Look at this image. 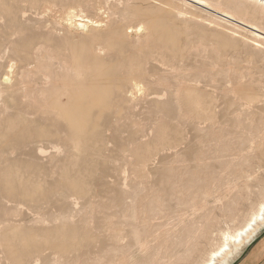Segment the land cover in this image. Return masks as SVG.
<instances>
[{"label": "rangeland", "instance_id": "374dc122", "mask_svg": "<svg viewBox=\"0 0 264 264\" xmlns=\"http://www.w3.org/2000/svg\"><path fill=\"white\" fill-rule=\"evenodd\" d=\"M187 1L12 0L20 18L13 28L0 20V34L6 33L0 35L5 46L0 48V86L6 85L2 78L8 72L19 83L18 95L34 88L35 93H22L10 102L0 99V264H206L224 234L236 232L264 202V47L257 46L248 30ZM223 3L251 16L233 0ZM68 12L100 24L79 29ZM262 14L257 7L256 16L248 19L264 26ZM141 25L138 33L134 26ZM88 49L85 57L91 65L83 57ZM17 50L29 52L30 66L20 65ZM94 53L100 61L93 62ZM72 55L77 61L86 59L84 66ZM73 62L82 66L80 71ZM37 71L42 77L53 74L49 76L64 85L72 79L65 85L75 94L69 100L66 92L69 111L66 107L61 115L38 118L24 114L29 100L38 97L32 101L36 105L42 99L45 78ZM22 97H29L24 105L18 102ZM69 101L76 108L71 103L69 108ZM66 119L85 122L86 131L78 133ZM27 120L33 127L25 130L22 122ZM67 123L74 132L71 140ZM28 130L33 131L29 138ZM35 131L40 136L31 140ZM73 182L76 187H70ZM249 241L224 264L238 260L250 248Z\"/></svg>", "mask_w": 264, "mask_h": 264}, {"label": "bare ground", "instance_id": "6f19581e", "mask_svg": "<svg viewBox=\"0 0 264 264\" xmlns=\"http://www.w3.org/2000/svg\"><path fill=\"white\" fill-rule=\"evenodd\" d=\"M187 1V0H186ZM193 2V3H196V4H198V5H200V6H202V7H205V8H207V10L209 9V10H211L212 12H215L217 15H219V17H220V19L222 18L223 19V21L225 20V21H228V22H232L233 24H235L236 26H239V27H242V28H244V29H246V30H248L252 35H253V39H254V41L257 43V46L259 47H264L263 45H264V26H262V25H259V24H257L256 22H253V21H250L249 19H248V17L249 16H245L244 14L242 15H240L237 11H236V9L235 8H233V7H229L228 5L230 4V3H228V5H225L223 2H224V0H189V2ZM246 1V0H245ZM248 1H251L252 2V4L253 5H255V7L253 8L251 5H245L244 6V1L242 2V0L241 1H239V0H233V2H234V6L235 7H237V9H241L242 11H247L246 12V14H250L251 16L250 17H253V15H255L256 14V12H257V7H262V10H264V0H247L246 2H248ZM11 2H12V0H11ZM10 1H8V0H0V20H1V23H2V26H5V27H7L8 26V28H13L15 25L16 26H18L17 24H19V23H17V24H15V22L20 18V17H18V19H17V16L18 15H16V17H15V12H14V7H13V5L14 4H12ZM20 2V1H19ZM228 2H229V0H228ZM245 2V3H246ZM21 3V2H20ZM187 3H188V1H187ZM250 3V2H249ZM18 4V3H17ZM16 4V5H17ZM21 4H19V6H20ZM231 5V4H230ZM250 6V7H249ZM16 7V6H15ZM251 7L253 8V9H251ZM260 8H258V10H259ZM16 10H18L19 11V9H18V7L15 9V11ZM240 10V11H241ZM239 11V12H240ZM241 11V12H242ZM76 12V11H75ZM75 12H73V14H70L69 15V12H68V15H69V17H67V18H69V20L71 21V24H73V25H77L78 27L80 26V27H82L81 29L83 30V28H85L86 29V27L88 28V26H91V24H95L97 27L99 26V20H94V19H90V17L88 18H85V16L84 15H81L80 14V16L79 15H76V13ZM240 12V13H241ZM263 12V11H262ZM71 13V12H70ZM210 13V12H209ZM78 14V13H77ZM214 14V13H213ZM216 15V16H217ZM77 16H79V17H77ZM256 16V15H255ZM258 16V15H257ZM262 16H263V14H262ZM218 17V16H217ZM249 17V18H250ZM259 17H260V15H259ZM264 17V16H263ZM78 18V19H77ZM3 19H6L5 21L3 20ZM221 19V20H222ZM255 19V18H254ZM262 19H264V18H262ZM3 20V21H2ZM79 21V22H76V21ZM69 21V22H70ZM255 21V20H254ZM102 22V21H101ZM102 24V23H101ZM75 25V26H76ZM94 26V25H93ZM130 26H132V25H130ZM130 26H129V28H130ZM80 27H79V29H80ZM92 27V26H91ZM134 27H136L137 28V32H138V30H141L142 29V25L141 26H134ZM133 27V28H134ZM7 28V29H8ZM17 28V27H16ZM16 28H14L15 30H17ZM132 28V27H131ZM19 29V28H18ZM112 29V28H111ZM114 29H116V28H113V30L112 31H114ZM135 29V28H134ZM235 29V28H234ZM240 29V28H239ZM4 29H2V31H3ZM9 30V29H8ZM20 30V29H19ZM22 30V29H21ZM20 30V31H21ZM133 30V29H132ZM241 30V29H240ZM14 30H12V32H13ZM111 30H109V33H111L110 32ZM116 31H118V30H116ZM130 31V30H129ZM136 31V30H135ZM6 32V31H5ZM8 32V31H7ZM17 32L19 33V31L17 30ZM234 32V31H233ZM0 33H1V30H0ZM3 34H5L6 35V33H4V32H2ZM15 33V32H14ZM17 33V34H18ZM106 33V32H105ZM120 33V32H119ZM118 32L116 33L115 32V34H119ZM123 33H125V32H123ZM122 32H121V34L120 35H122L123 34ZM128 33V32H127ZM139 33V32H138ZM239 33V32H238ZM3 34H0L1 35V37H2V35ZM11 34V33H10ZM20 34V33H19ZM126 34V33H125ZM124 34V35H125ZM153 34V33H152ZM242 34H245V33H243L242 32ZM13 35V34H12ZM15 35V34H14ZM13 35V36H14ZM107 35V34H106ZM112 35V34H111ZM114 35V34H113ZM127 35V34H126ZM129 35V34H128ZM151 35V34H150ZM247 35V34H246ZM8 36H10V35H7V37ZM16 37L18 36V35H15ZM149 36V35H148ZM154 36V35H153ZM249 36V35H248ZM28 37V36H27ZM147 37V36H146ZM150 37V39H151V36H149ZM251 37V36H250ZM4 38V37H3ZM6 38V37H5ZM30 38V37H29ZM109 38L111 39L112 37H110L109 36ZM114 38H115V36H114ZM153 38V37H152ZM1 39V38H0ZM12 39V38H11ZM15 39H17V38H15ZM14 39V40H15ZM23 39V38H22ZM106 39H108V38H106ZM105 39V40H106ZM146 39V38H145ZM147 39H149L148 37H147ZM146 39V40H147ZM248 39V38H247ZM251 39H252V37H251ZM253 39H252V41H253ZM19 39H17V41L16 42H19L18 41ZM25 40V39H24ZM24 40H20V43L21 42H23ZM29 40V39H28ZM112 40H113V38H112ZM111 40V41H112ZM145 40V41H146ZM12 41V40H11ZM27 41V40H26ZM31 41V40H30ZM29 41V42H30ZM92 41V40H91ZM111 41H109V42H111ZM144 41V42H145ZM148 41V40H147ZM161 41V40H160ZM244 41H246V40H244ZM5 42H6V40H5ZM9 42H10V39H9ZM15 41H13V43H14ZM15 42V43H16ZM103 42H105V41H103ZM1 43H2V45L4 46V44H3V42H2V40H1ZM12 43V42H11ZM13 43L12 44H9V45H13ZM14 43V44H15ZM27 43V42H26ZM32 43H34V42H32ZM89 43V42H88ZM163 43V42H162ZM255 43V44H256ZM6 44H7V42H6ZM5 44V45H6ZM19 44V43H18ZM23 44V43H22ZM35 44V43H34ZM92 44V43H91ZM91 44L89 45V46H91ZM107 44H108V40H107ZM251 44H253V43H251ZM1 45V44H0ZM1 45V47L0 48H4L3 46ZM21 45V44H20ZM19 45V46H20ZM29 45V44H28ZM32 44H30L29 46H31ZM87 45V44H86ZM18 46V47H19ZM22 46V45H21ZM25 46H26V44L24 43V45L22 46V47H24V49H25ZM28 46V47H29ZM75 46V45H74ZM88 46V45H87ZM86 46V47H87ZM93 46H94V43H93ZM17 47V48H18ZM21 47V48H22ZM32 47V46H31ZM35 47V46H34ZM163 47V46H162ZM167 47V46H166ZM169 47H171V46H169ZM9 48V47H8ZM13 48V47H12ZM17 48H15V51H16V49ZM30 48V47H29ZM39 48V47H38ZM91 48H92V46H91ZM11 49V48H10ZM14 49V48H13ZM19 49V48H18ZM31 49V48H30ZM30 49L28 50V51H30ZM34 49V48H33ZM36 49V48H35ZM44 49V48H43ZM84 49V48H83ZM86 49V48H85ZM84 49V50H85ZM90 49V48H89ZM88 49V53L87 54H85V55H83V57H85L86 55L88 56V54H89V52H90V50ZM94 49V48H93ZM152 49V48H151ZM162 49V48H161ZM173 49V48H172ZM261 49V48H260ZM2 50V49H1ZM1 50H0V56L2 55V53H1ZM7 50V49H6ZM26 50H27V47H26ZM263 50V49H262ZM3 51V50H2ZM18 51V50H17ZM19 51H20V49H19ZM18 51V56H16V52L14 53V55L16 56V58L20 61L19 63H20V65L22 64V66L23 65H25L26 64V66L28 67V65L30 66V64H29V61H30V57H29V55L28 56H25L27 53L29 54V52L27 51V53L26 52H23L22 51V53H24L23 55H21V52H19ZM25 51V50H24ZM31 51H32V49H31ZM30 51V55H32L31 53H33L34 54V52L32 51L31 52ZM38 51V50H37ZM40 51V50H39ZM38 51V52H39ZM73 51V50H72ZM87 51V50H86ZM85 51V52H86ZM159 51V50H158ZM7 52H8V50H7ZM12 52V51H11ZM70 52V51H69ZM84 52V53H85ZM97 51H95V53H96ZM166 52V51H165ZM26 53V54H25ZM37 53V52H36ZM35 53V54H36ZM56 53V52H55ZM65 53V52H64ZM78 53V52H77ZM80 53V52H79ZM83 53V52H82ZM94 53V60H93V62H95V59H97L98 57L97 56H95L96 54ZM4 54H5V52H4ZM4 54H3V56H4ZM8 54H9V52H8ZM20 54V55H19ZM67 53H65L64 55H65V57L67 56L66 55ZM75 56H78V55H76V53H75V51H74V53H73ZM101 54V53H100ZM6 55V54H5ZM99 55V54H98ZM162 55V54H161ZM8 56V55H7ZM11 56V55H10ZM33 56V55H32ZM35 56H39V55H35ZM75 56H73L72 55V57L75 59L76 57ZM80 56V55H79ZM29 57V58H28ZM57 57V56H56ZM90 57V56H89ZM97 57V58H96ZM101 57V56H100ZM99 57V58H100ZM14 58V57H13ZM32 58V57H31ZM70 58V57H69ZM72 58V59H73ZM86 58V57H85ZM98 58V59H99ZM33 59H34V57H33ZM39 59V58H38ZM62 59V58H61ZM64 59V58H63ZM67 60H68V58H66ZM79 59H80V57H79ZM83 59V58H82ZM86 59H88L87 61H88V64L90 63V65H91V63H92V61L91 62H89V60H90V58H86ZM86 59H85V62L83 61V60H78V61H80L81 63H86ZM97 59V60H98ZM103 59V58H102ZM40 60V59H39ZM38 60V61H39ZM96 60V61H97ZM101 60V59H100ZM100 60H98V61H100ZM35 61V60H34ZM38 61L36 60V62L38 63ZM62 61V60H61ZM66 61V60H65ZM73 61H75V60H73ZM76 61H77V58H76ZM77 61V62H78ZM31 62H32V59H31ZM30 62V63H31ZM36 62H34V63H36ZM44 62V61H43ZM70 62V61H69ZM40 64H41V62H39ZM72 63V62H71ZM73 63H75V62H73ZM84 63H83V66H84ZM2 64V63H1ZM28 64V65H27ZM32 64V63H31ZM43 64V63H42ZM78 64H79V62H78ZM78 64H76L75 63V65L77 66V68H78ZM87 64V65H88ZM94 64V63H93ZM136 64H138V63H136ZM3 65H4V63H3ZM45 65V64H44ZM65 65H66V63H65ZM82 65V64H81ZM16 66V65H15ZM19 66V65H18ZM33 66V65H32ZM37 66V64L35 65V67ZM39 66V65H38ZM43 65H41V67H42ZM21 67V66H20ZM19 67V68H20ZM24 67V66H23ZM26 67V68H27ZM82 67V66H81ZM80 67V68H81ZM139 67H141L140 65H139ZM22 68V67H21ZM20 68V69H21ZM34 68V67H33ZM37 68H40V67H37ZM43 68H44V66H43ZM74 68V67H73ZM80 68H78L79 69V71L81 70ZM135 68V67H134ZM25 69V68H24ZM23 69V70H24ZM36 69V68H35ZM40 69H42V68H40ZM40 69H37V70H40ZM45 69H46V67H45ZM19 70V69H18ZM27 70H29V69H27ZM32 69H31V67H30V71H31ZM43 71H44V69H42ZM48 70V71H47ZM135 70V69H134ZM10 71V70H9ZM25 71V70H24ZM35 71V70H34ZM42 71V72H43ZM46 71L49 73L50 71H49V69H46ZM138 70H136V72H137ZM15 72V71H14ZM19 72V71H18ZM33 72V71H32ZM32 72H30V74L32 73ZM39 71H37V73H38ZM41 72V71H40ZM39 72V73H40ZM43 73L44 75H43V77L45 78V80H44V82L42 83V81H41V97H42V99L41 98H39V101H38V103H36V105H33V102L32 101H34L35 99L37 100L38 99V97H35V99H31V100H29L28 98L32 95V93H33V91H34V89H32L31 90V92H28V90H25V92H23V91H20V94H22V93H24L23 95H24V97H27V96H29L28 98H26V99H24L25 101H31V105H33V106H31L30 105V103H29V105H27V106H29V107H27V109L25 110V113L23 112L24 111V109H22V113H24V114H27V115H32L33 117L35 116L36 118H38V116L39 117H41V115H53L54 113H60V115H61V113L63 112V110L65 111V109H66V107H67V104H66V102H68V100H66L67 98L69 99V98H71V99H73V96L75 95H71V93H70V91L71 90H69V92H67L66 90V87H65V85L63 84L64 82H60L61 80H57L56 78H58V77H55V79L56 80H53L52 79V77H50L49 75L51 74H48V73ZM75 72H77V70L75 69ZM141 72V71H140ZM139 72V73H140ZM20 73H23L22 71L21 72H19V74ZM26 74H27V72H25ZM34 73H36V71L34 72ZM38 73V76H41L42 74H39ZM131 73V72H130ZM133 73V72H132ZM131 73V74H132ZM135 73V72H134ZM138 73V72H137ZM3 74V73H2ZM18 73L16 72V75H17ZM24 74V73H23ZM26 74L24 75V76H26ZM29 74V76H32V75H30ZM110 74V73H109ZM108 74V75H109ZM8 75V72L6 73V77L4 78V81H3V78H2V82H4V83H6V85L5 86H3V87H1L0 86V99L1 100H3V102L2 103H4V102H8L11 98H13V97H17V96H20V94L18 95L17 93H19V88H18V86H19V83L17 84V81H13V79L10 77V76H7ZM15 75V74H14ZM14 75H11V76H13V77H15ZM51 75H53V74H51ZM98 75H100V76H104L105 75V73H104V75H101V72H100V74H98ZM133 75V74H132ZM5 76V75H4ZM23 75H22V78L24 77ZM36 76V75H35ZM60 76H62V75H60ZM63 76L65 77V75L63 74ZM76 76V75H75ZM100 76H98L100 79H104V78H101ZM19 77V76H18ZM42 76H41V78H42V80L44 79ZM69 77V76H68ZM67 77V78H68ZM79 77V76H78ZM97 77V78H98ZM127 77V76H126ZM129 77V76H128ZM29 77H26V79L29 81V79H28ZM31 78H33V77H31ZM35 78V77H34ZM33 78V79H34ZM66 78V77H65ZM71 78V77H70ZM69 78V79H70ZM73 78V77H72ZM15 79V78H14ZM17 79V78H16ZM60 79V78H59ZM107 79V78H106ZM111 79V78H110ZM123 79V78H122ZM125 79H127L128 81H129V79L128 78H125ZM18 80V82H20L19 81V79H17ZM20 80H22V82H23V79H20ZM25 80V79H24ZM39 80H41V79H39ZM64 80H66V79H64ZM72 80V79H71ZM71 80H67L68 81V83H67V85L69 84V81H71ZM74 80H75V78H74ZM74 80H73V82H74ZM78 80V79H77ZM105 80V79H104ZM103 80V81H104ZM108 80V79H107ZM37 81V80H36ZM58 81V82H57ZM67 81H65V82H67ZM79 81V80H78ZM78 81H76L77 83H78ZM98 81V80H97ZM125 81V80H124ZM39 82V81H38ZM25 82H23V84H24ZM71 83H72V81H71ZM70 83V84H71ZM107 83V82H106ZM126 83V82H125ZM20 84H21V82H20ZM28 84V83H27ZM27 84H25V85H27ZM101 84V83H100ZM0 85H2V84H0ZM24 85V87H26ZM29 85V84H28ZM34 85H36V83L34 84ZM39 85V84H38ZM66 85V86H67ZM81 85V84H80ZM106 85H108V84H106ZM136 85V84H135ZM138 85V84H137ZM31 86V85H30ZM94 86H96V85H94ZM71 87V86H70ZM78 87V86H77ZM82 87H84V86H82ZM88 88H89V90H92L93 91V89H94V87L92 86V88L91 87H89V86H87ZM101 87V86H100ZM112 87V86H111ZM21 88H22V85H21ZM30 88V87H29ZM67 88H69V87H67ZM81 88V87H80ZM86 87H84V90H83V92H85L86 91V89H85ZM97 88V87H96ZM96 88H95V91H98V90H96ZM24 89H26V88H24ZM71 89V88H70ZM79 89V88H78ZM103 89V88H102ZM101 88L99 89L100 90V93H101V90H102ZM23 90V89H22ZM88 90V89H87ZM95 91H93V92H95ZM39 92V93H40ZM66 92L67 93H70L69 94V96L70 97H68L67 96V98H66ZM82 92V89H80V92L79 93H83ZM89 92H91V91H88V93L87 92H85V93H87V94H89ZM35 93V92H34ZM33 93V94H34ZM36 93H38V92H36ZM38 93V94H39ZM97 93V92H96ZM17 94V95H16ZM91 94H93L92 92H91ZM99 94V93H98ZM134 94V93H133ZM132 94V95H133ZM145 94V93H144ZM191 94V93H190ZM77 95H78V93H77ZM77 95H76V97H77ZM96 95V94H95ZM131 95V94H130ZM188 95H189V93H188ZM188 95L186 96L187 98H188ZM192 95V94H191ZM36 96H38L37 94H36ZM83 96H85V95H82V97ZM88 96V95H87ZM85 97L86 99L88 98V97ZM145 96H146V94H145ZM149 96V95H148ZM190 96V95H189ZM15 97V98H16ZM21 97V96H20ZM34 97V96H33ZM76 97H74L75 98V100H74V102L76 101ZM78 97H80V98H82L81 97V94H80V96H78ZM77 97V98H78ZM108 97V96H107ZM134 97V96H133ZM141 97V96H140ZM193 97H196V96H194L193 95ZM193 97H190V98H193ZM17 98H19V97H17ZM16 98V99H17ZM32 98V97H31ZM66 98V99H65ZM80 98H78L77 99V101L78 100H80ZM91 98V97H90ZM126 98V97H125ZM128 98H129V96H128ZM132 98V97H131ZM138 98V97H137ZM185 98V97H184ZM190 98H189V100H190ZM41 99V100H40ZM85 99V100H86ZM123 99V98H122ZM133 99V98H132ZM195 99L196 98H194L193 99V101H191L192 103H194L195 102ZM0 100V101H1ZM13 100H14V98H13ZM19 100H21V102L19 101ZM23 100V97L22 98H20V99H18V102H20L21 104L23 103L22 101H24ZM66 100V101H65ZM70 100V99H69ZM83 100H84V97H83ZM82 100V101H83ZM113 100H115V99H113ZM128 100V99H127ZM131 100V99H130ZM139 100V99H138ZM10 101H12V99L10 100ZM9 101V102H10ZM15 101V100H14ZM35 102V101H34ZM37 102V101H36ZM74 102H73V104H74ZM79 102L80 101H78V104H79ZM131 102V101H130ZM188 102V101H187ZM17 103V102H16ZM27 103V102H26ZM70 103H71V101H69V104H68V106L70 105ZM83 103V102H82ZM82 103H80V105L82 104ZM106 103V102H105ZM25 104V102L22 104V105H24ZM35 104V103H34ZM72 104V103H71ZM72 104V105H73ZM0 105H1V103H0ZM9 105V104H8ZM20 104H18V106H19ZM21 105V106H22ZM75 105H77V104H74L73 105V107L75 106ZM80 105H79V107H80ZM83 105V104H82ZM81 105V106H82ZM101 105H102V103H101ZM191 105V104H190ZM21 106H19L20 108H21ZM106 106H108V105H106ZM109 106H111V105H109ZM25 107V106H24ZM71 106H69V108H70ZM73 107H71V108H73ZM115 107V106H114ZM18 108V107H17ZM17 108H16V110H17ZM75 108H76V106H75ZM81 108V107H80ZM101 108V107H100ZM106 108V107H105ZM109 108V107H108ZM67 109H68V107H67ZM93 109V108H92ZM18 110H19V108H18ZM21 111V110H20ZM68 111H69V109H68ZM72 110H70V112H71ZM78 110H76V112H77ZM80 111H81V109H80ZM17 112V111H16ZM66 112H67V110H66ZM70 112H68V114L70 113ZM74 112V115H76V114H79L80 113V115H82V113H83V110H82V112ZM101 112H103V111H101ZM17 113H19V112H17ZM76 113V114H75ZM64 114V113H63ZM63 114H62V116H63ZM84 114V113H83ZM87 114V113H86ZM98 114L101 116V114L98 112ZM118 114V113H117ZM117 114H115V115H117ZM23 115V114H22ZM88 115V117L90 116L89 115V113L87 114ZM55 116V115H54ZM56 116H58V114L56 115ZM62 116H60V118H62ZM65 116V115H64ZM63 116V118L62 119H64L65 117ZM86 115H84V117H85ZM98 116V115H97ZM121 116V115H120ZM24 117V116H23ZM30 118V119H34V118ZM51 117V116H50ZM83 117V118H84ZM91 117V116H90ZM90 117H89V120H90ZM96 117V116H95ZM94 117V119L96 120L97 118H95ZM48 118H49V116H48ZM47 118V119H48ZM57 118V117H56ZM60 118H57L58 120L60 119ZM78 118H79V116H78ZM87 118V117H86ZM85 118V119H86ZM72 119V118H71ZM81 119H82V117H81ZM81 119H80V121H81ZM88 119V118H87ZM87 119L85 120L86 121V123H88V121H87ZM120 119V118H119ZM28 120H29V118H28ZM23 121L22 122V124H24V126H25V130H27L26 129V127H31L33 124H31L32 122L31 121ZM39 120V119H38ZM53 120H55L54 118H53ZM61 120V119H60ZM59 120V121H60ZM67 121L66 122H72V124H73V122L75 121H72V120H68V119H66ZM92 118H91V121H89V122H92ZM33 121V120H32ZM37 120H35V122H36ZM56 121V120H55ZM63 121V120H62ZM65 121V120H64ZM63 121V122H64ZM79 121V120H78ZM117 122V121H116ZM81 123V122H80ZM80 123H77V121H76V123L74 122V125H72L71 123H67V126H68V124L70 125L71 124V126H72V128L74 127H76V130L78 129V133H82L83 131H80L79 129H85V131H86V128H84V126H85V122L82 124H80ZM16 124V123H15ZM14 124V125H15ZM17 124H20V122H18ZM21 124V125H22ZM65 123H63V125H64ZM99 124V123H98ZM13 125V126H14ZM57 125V124H56ZM62 125V126H63ZM24 126H22V128L24 127ZM61 126V127H62ZM96 126H98V125H96ZM19 127V126H18ZM33 127V126H32ZM31 127V128H32ZM51 127H52V125H51ZM50 127V128H51ZM55 127H57V126H55ZM65 127H66V125H65ZM69 128H66V129H68V132L69 133H71L70 132V126H68ZM105 127H107V126H105ZM60 128V127H59ZM64 128V127H63ZM62 128V129H63ZM94 128H95V126H94ZM101 128V127H100ZM98 129L99 130V134H100V131H101V129ZM36 129H38V128H36ZM43 128H41V131H43L42 130ZM53 129V128H52ZM56 129V128H55ZM65 129V128H64ZM65 129V130H66ZM88 129V128H87ZM92 129H93V127H92ZM96 130L95 131H98L97 130V127L95 128ZM17 131H18V129H16ZM20 130V129H19ZM23 130V129H22ZM21 130V131H22ZM30 130H32V129H30ZM30 130H28V131H30ZM48 130V129H47ZM65 130H63V131H65ZM91 130V129H90ZM94 130V129H93ZM91 131L90 132V134L92 133V132H94L95 134H96V132L95 131ZM19 131L20 133H23L22 135L24 136V132H26V131ZM50 131H51V129H50ZM61 132L62 130H58V132ZM62 131V132H63ZM75 131V130H74ZM104 131V130H103ZM31 132H33V131H30L28 134H27V137H28V135L31 133ZM37 132H40V131H37ZM45 132V130L43 131V133ZM48 132H49V130H48ZM52 132V131H51ZM57 132V131H56ZM65 132H67V131H65ZM68 132H67V134H68ZM102 132V131H101ZM40 133H42V132H40ZM74 133V132H73ZM73 133H71V134H69V138L70 139H68V140H71L72 139V137H71V135L73 134ZM75 133H76V131H75ZM36 134H37V136H40V134H38V133H36V131L34 132V133H32L31 134V136H30V139H31V137H34V136H36ZM47 134H49V133H47ZM66 134V135H67ZM77 134V133H76ZM87 134V133H86ZM86 134L84 133V135L83 134H81L82 136H86ZM95 134H91L92 136H94ZM97 134H98V132H97ZM43 135V134H42ZM65 135V136H66ZM101 135H103V134H101ZM26 136V135H25ZM24 136V137H25ZM59 136V135H58ZM62 136V138H63V140L65 141V139L67 138V137H65L64 135H61ZM74 136V135H73ZM78 136H79V134H78ZM87 136H89V135H87ZM91 136V137H92ZM100 136V135H99ZM98 136V137H99ZM137 136V135H136ZM42 137V136H41ZM75 137V136H74ZM96 137V136H95ZM94 137V138H95ZM19 138V137H18ZM18 138L16 139V140H18ZM29 138V137H28ZM35 138V137H34ZM59 138H61V137H59ZM76 138H77V136H76ZM79 138V137H78ZM89 138V137H88ZM93 138V137H92ZM92 138H91V140H92ZM93 138V139H94ZM33 139V138H32ZM31 139V140H32ZM79 139H81V137L79 138ZM98 139H101L100 137L98 138ZM24 140H25V138H24ZM28 140V139H27ZM36 140V139H35ZM62 140V139H61ZM75 140V142L76 143H79V141H81V140H76L75 138H73V140L72 141H74ZM90 140V141H91ZM95 140H96V138H95ZM30 141V140H29ZM100 141V140H99ZM31 142V141H30ZM69 142H71V141H69ZM82 142H84V140L82 141ZM82 142H81V144L80 145H83L82 144ZM91 142H93V141H91ZM98 142V141H97ZM101 142V141H100ZM139 142V141H138ZM10 143V142H9ZM8 143V144H9ZM66 143H67V140H66ZM90 143V142H89ZM96 144V142L94 141L93 142V144ZM68 144H70V143H68ZM72 144H74V143H72L71 142V144L70 145H72ZM94 144V145H95ZM141 144V143H140ZM31 145V144H30ZM70 145H67V146H69L70 147ZM74 145H76V144H74ZM74 145H72V146H74ZM78 146H79V144H77ZM33 146V145H32ZM134 146V145H133ZM140 146H142V145H140ZM80 147V146H79ZM40 148V147H39ZM38 148V149H39ZM72 148V147H71ZM75 148H78V147H75ZM74 148V149H75ZM142 148H143V146H142ZM6 149V148H5ZM10 149V148H9ZM11 150H12V148H11ZM140 150V149H139ZM138 150V151H139ZM144 149H142L141 150V152H139V153H141L142 154V151H143ZM13 151V150H12ZM41 151L43 152V149H41ZM143 153H144V151H143ZM74 155V154H73ZM75 156V155H74ZM73 166V165H72ZM75 166V165H74ZM85 167V166H84ZM92 167V166H91ZM35 168V167H34ZM74 170V169H73ZM83 170V169H82ZM81 172V171H80ZM83 172V171H82ZM44 173V172H43ZM90 174V173H89ZM50 175V174H49ZM84 177V176H83ZM45 178H46V176H45ZM86 179V178H85ZM72 181V180H71ZM76 181V180H75ZM79 181V180H78ZM82 181V180H81ZM89 181V180H88ZM31 182V181H30ZM82 183V182H81ZM14 184V183H13ZM31 184V183H30ZM66 184H68V183H66ZM71 184V183H70ZM70 184H68V185H70ZM78 184V183H77ZM16 185V184H15ZM22 185V184H21ZM28 185V184H27ZM36 185V184H35ZM82 185V184H81ZM11 186L12 185H10V189H11ZM33 186V185H32ZM72 186H75L74 185V182H73V184L72 185H70V187H72ZM84 186V185H83ZM83 186H81L82 188H80V191L81 190H84V187ZM86 186V185H85ZM88 186V185H87ZM15 186H13V188H14ZM29 187H30V185H29ZM28 187V188H29ZM36 187V186H35ZM76 187V186H75ZM4 188V187H3ZM16 188H17V186L14 188L15 190H16ZM24 188V187H23ZM31 188V187H30ZM38 188V187H37ZM40 188V187H39ZM38 188V189H39ZM62 188H63V186H62ZM90 188V187H89ZM7 189V188H6ZM6 189H5V191H6ZM19 189V188H18ZM22 189V188H21ZM20 189V190H21ZM25 189V188H24ZM32 189V188H31ZM42 189V188H41ZM50 189V188H49ZM65 189H67V188H65ZM74 189V188H73ZM72 189V190H73ZM12 190V189H11ZM10 190V191H11ZM15 190H13V191H15ZM26 190V189H25ZM30 190V189H29ZM64 190V189H63ZM9 191V190H8ZM9 191V192H10ZM17 191V190H16ZM16 191L14 192V193H16ZM19 191V190H18ZM33 191V190H32ZM42 191H44V190H42ZM42 191L40 192V193H42ZM48 191V190H47ZM77 191H79V189H77ZM8 192V193H9ZM20 192H22V191H20ZM26 192L27 191H24V192H22V193H25V196H27L28 194H26ZM31 192V191H30ZM34 192H36V191H34ZM39 192V191H38ZM75 192V191H74ZM12 193V192H11ZM14 193H12V194H14ZM82 193V192H81ZM44 194V193H43ZM50 194V193H49ZM39 195H42V194H39ZM46 195V194H45ZM33 197V196H35V195H30V197ZM28 197V196H27ZM43 197V196H42ZM29 198V197H28ZM35 198V197H34ZM51 198V197H50ZM42 200V199H41ZM47 202V201H46ZM125 216V215H124ZM117 222H118V220H117ZM114 223V222H113ZM112 223V224H113ZM121 223V222H120ZM124 223V222H123ZM129 224H131V223H129ZM128 224V225H129ZM264 225V202H262L261 204H260V206H259V208L253 213V215L251 216V218L248 220V221H246L245 222V224H243V226L242 227H238L239 229H237V231L236 232H234V233H227V234H224L225 235V238H224V241H222L223 243H221V245L216 249V250H214L213 252H212V254H211V256L209 257V259L207 260V262H205L206 264H224L227 260H229V263H230V261H231V256H232V254H233V252L234 251H237V250H240L254 235H255V233L259 230V228L261 227V226H263ZM4 226V225H3ZM130 226V225H129ZM130 228V227H129ZM128 228V229H129ZM126 231V230H125ZM129 231L130 232H132L133 233V231H131L130 229H129ZM110 232H112V231H110ZM110 232H109V234H110ZM229 232V231H228ZM124 232H122V234H123ZM125 234V233H124ZM127 234V233H126ZM125 234V235H126ZM135 234V233H134ZM116 235H118V234H116ZM124 235V236H125ZM128 235V234H127ZM131 235V234H130ZM129 235V236H130ZM223 235V236H224ZM102 236V235H101ZM112 236V235H111ZM113 236H115V234L113 235ZM61 237V236H60ZM117 237V236H116ZM62 238V237H61ZM11 239V238H10ZM48 239H50V238H48ZM115 239V238H114ZM60 241V240H59ZM137 242V241H136ZM11 245V244H10ZM178 245V244H177ZM180 245V244H179ZM57 246V245H56ZM125 246V245H124ZM182 247V246H181ZM115 249V248H114ZM180 250H181V248H180Z\"/></svg>", "mask_w": 264, "mask_h": 264}, {"label": "crops", "instance_id": "0c3cea01", "mask_svg": "<svg viewBox=\"0 0 264 264\" xmlns=\"http://www.w3.org/2000/svg\"><path fill=\"white\" fill-rule=\"evenodd\" d=\"M257 233L250 248L232 264H264V230Z\"/></svg>", "mask_w": 264, "mask_h": 264}]
</instances>
